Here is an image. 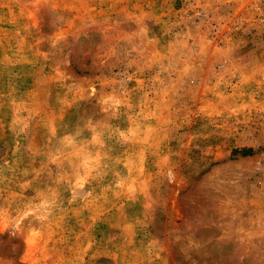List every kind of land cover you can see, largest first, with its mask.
<instances>
[{
    "label": "rangeland",
    "instance_id": "1",
    "mask_svg": "<svg viewBox=\"0 0 264 264\" xmlns=\"http://www.w3.org/2000/svg\"><path fill=\"white\" fill-rule=\"evenodd\" d=\"M264 0H0V264H264Z\"/></svg>",
    "mask_w": 264,
    "mask_h": 264
},
{
    "label": "built area",
    "instance_id": "2",
    "mask_svg": "<svg viewBox=\"0 0 264 264\" xmlns=\"http://www.w3.org/2000/svg\"><path fill=\"white\" fill-rule=\"evenodd\" d=\"M261 188L264 189V184H262Z\"/></svg>",
    "mask_w": 264,
    "mask_h": 264
}]
</instances>
